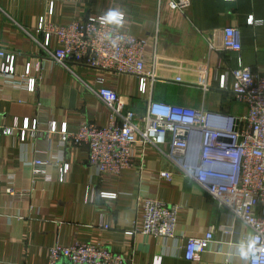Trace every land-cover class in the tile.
Here are the masks:
<instances>
[{
	"label": "crops",
	"instance_id": "1",
	"mask_svg": "<svg viewBox=\"0 0 264 264\" xmlns=\"http://www.w3.org/2000/svg\"><path fill=\"white\" fill-rule=\"evenodd\" d=\"M110 9H119L123 29L145 42L144 69L156 77L145 95L140 77L58 64L35 32L42 16L66 25ZM230 26L238 30V52L220 48L223 29ZM0 49L14 54V72L0 71V264H47L56 243L102 244L127 264H158V257L159 264H248L250 230L237 223L236 234H225L232 215L195 178L198 131L190 132L183 157L172 152L169 133L157 146L135 143L132 167L117 175L98 173L88 164L87 145L63 144L60 131L76 132L81 121L108 124L101 87L114 89L124 108L139 114L151 99L204 111L207 125L216 131L237 130L246 108L232 96L231 70L241 63L264 73V0H188L183 10L172 0H0ZM28 77L34 78L32 91ZM49 121L56 122L55 132L47 131ZM35 161L50 165L44 169ZM64 164L67 172L59 181L58 167ZM162 171H170L171 180L160 179ZM145 195L177 207L173 237L138 231ZM211 225L215 231L208 249L186 259V238L204 236Z\"/></svg>",
	"mask_w": 264,
	"mask_h": 264
},
{
	"label": "built area",
	"instance_id": "2",
	"mask_svg": "<svg viewBox=\"0 0 264 264\" xmlns=\"http://www.w3.org/2000/svg\"><path fill=\"white\" fill-rule=\"evenodd\" d=\"M174 6L183 10L188 0H172ZM51 8V7H50ZM49 8V13L50 9ZM124 16V15H123ZM100 17L90 16L81 21L73 19L69 24H54L42 16L35 32L42 36V49L58 64L69 68L80 65L101 72H116L140 77V92L148 93V84L155 80L152 71H145L143 52L145 42L120 26L101 24ZM249 19V23H253ZM115 41V44H113ZM210 49L215 45L209 44ZM221 50L238 52L241 45L235 27L223 29ZM26 64L24 76L30 72ZM0 71L3 75L14 72V54L0 49ZM231 93L233 98L244 104L246 111L235 131L220 132L207 125V113L193 107L147 102L144 114L124 108L125 103L111 88L101 87L98 95L108 106V124L97 127L92 123L79 122L76 132L60 131L63 144H85L88 148V164L98 173L119 174L132 167V147L137 142L160 145L164 136L172 137V152L180 157L185 155L189 134H200L199 162L196 180L206 189L215 203L232 215L233 224L225 227L227 235L237 233L236 224L250 230L248 264H264V73L255 74L249 66L241 63L231 70ZM225 75L221 87L225 86ZM103 82L101 76L97 77ZM27 89L33 90L34 78L28 77ZM202 87L208 88L202 78ZM48 132L56 131V122L49 121ZM24 138V130L21 132ZM47 168L49 161H35ZM67 164L58 167V180L62 181ZM160 179L171 180L170 171L158 173ZM6 192L16 194L13 189ZM102 196L111 194L102 193ZM143 223L139 232L156 237H173L176 232L175 205L145 195ZM107 230L108 226L102 225ZM214 225L208 227L204 236L187 237L184 242V256L194 260L208 249L214 238ZM161 258L155 259L160 263ZM47 264H127L126 259L102 244L74 243L54 244L49 248ZM230 264V263H226Z\"/></svg>",
	"mask_w": 264,
	"mask_h": 264
},
{
	"label": "clouds",
	"instance_id": "3",
	"mask_svg": "<svg viewBox=\"0 0 264 264\" xmlns=\"http://www.w3.org/2000/svg\"><path fill=\"white\" fill-rule=\"evenodd\" d=\"M123 21H124V16L119 9H110L103 16L100 17L101 24H114L120 26L123 24ZM113 44H115V41H113ZM252 243H254V241H251L248 245L249 251L253 250ZM241 255H246V253L243 250V246H241Z\"/></svg>",
	"mask_w": 264,
	"mask_h": 264
},
{
	"label": "water",
	"instance_id": "4",
	"mask_svg": "<svg viewBox=\"0 0 264 264\" xmlns=\"http://www.w3.org/2000/svg\"><path fill=\"white\" fill-rule=\"evenodd\" d=\"M200 144V143H199ZM200 146V145H199Z\"/></svg>",
	"mask_w": 264,
	"mask_h": 264
}]
</instances>
